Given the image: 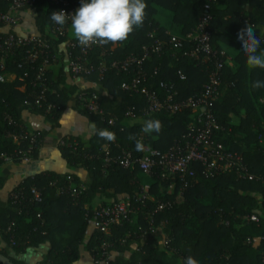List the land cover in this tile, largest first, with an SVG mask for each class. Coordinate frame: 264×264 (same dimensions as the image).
<instances>
[{
    "label": "trees",
    "instance_id": "16d2710c",
    "mask_svg": "<svg viewBox=\"0 0 264 264\" xmlns=\"http://www.w3.org/2000/svg\"><path fill=\"white\" fill-rule=\"evenodd\" d=\"M204 1L145 0L147 15L143 26L135 29L125 42L107 44L106 49L109 52L106 60L137 54L142 45L150 43L147 34L152 29H155L156 36L164 40H167L166 30L178 36L185 35L196 25ZM245 4L254 7L252 13L245 14ZM45 7L48 9L45 10ZM31 9L35 13V35L45 36L55 50L59 46L61 59H64V47L61 43L69 36L52 40L44 32L50 23L53 8L48 6L47 0H37ZM0 10H7L4 3H0ZM211 12L213 44L221 47L218 43H225L234 48L239 56L235 60V64L239 63L238 67L225 66L222 94L214 105L215 116L225 129L221 142L227 149L241 153L247 171L253 178L237 179L234 172L220 174L212 179L198 176L192 186L180 190L176 183L173 192L167 194L160 192L159 186H167L168 182L160 180L156 171L147 176L137 168L122 169L114 162L104 165L99 151L106 140L94 134L88 146L77 141L79 144L74 148H58L69 166L82 168L89 174L90 181L86 185V192L77 203L66 194H57L55 186L50 185L54 180L57 181L56 185L62 184L66 178V175L53 171L25 177L14 188L22 187L27 191L36 186L42 191L43 200L32 205L26 214L18 215L19 207L12 204L9 197L6 200L0 197V241L3 245L8 246L14 255H23L28 249L49 244L45 256L35 263L15 258L11 252L1 248L0 253L8 257L12 264H76L81 257V249L92 256L93 246L103 243L110 245L109 264H184L188 256L194 257L199 264H264V250L260 240L264 234V87L252 88L253 82H264V69H250L247 66L246 56L240 48L241 42L237 39L239 30L250 23L261 39L260 51H264V0H218ZM158 13L167 16V26L156 23L154 17ZM93 56L98 57L99 50ZM21 57L19 52L8 56L6 71L14 73L16 78L0 83V153L9 155L14 162L23 160L24 152L29 146L28 138L19 139L20 135L27 132L22 119L23 112L29 110L34 114L46 115L56 125L67 103L73 100L75 93L82 91L65 80L64 71L60 72L56 81L49 72L51 92L48 93V98L59 103L62 109L45 114L43 108L26 104L25 102L32 100L29 97L28 84L24 91L19 89L22 82L18 77L22 70L17 68V63ZM206 65L186 57L174 60L168 49L164 54L152 56L146 61L145 69L149 75L146 86L159 91L160 82H172L179 98L195 95L208 80ZM178 71L184 74V79L180 78ZM83 78L107 88L109 95L116 101L114 106L108 107L99 94L104 111L118 118L110 127L102 123L98 116L89 115L95 122L96 129H108L115 133L116 140L110 143L112 156H120L122 150L139 155L141 151H136V140L149 148L165 151L185 132L191 115L189 110L176 114L157 113L146 117L137 115L133 122L124 120L127 107L134 106L139 110L144 101L140 95L119 88L124 79L123 75L109 71L100 81L96 73ZM231 114L238 119L233 122ZM149 119H159L162 122L163 127L159 133L146 134L142 131L144 122ZM35 132L40 134V147L44 133ZM130 135L136 139L130 140ZM14 136H18L16 142L13 140ZM37 156L38 150L35 149L30 158L36 159ZM4 163L0 159V167ZM70 175L76 182L79 181L76 174ZM2 183L0 179V188ZM145 184L149 185V193L153 198L137 201L138 190ZM90 192L91 196L100 194L104 199L129 202L137 206L139 212L136 221L112 226L106 233L97 229L91 230L90 221L85 214L87 209L92 208L84 207L85 203L91 206L90 197H87ZM158 202H167V206L154 214V225L160 228L152 231L144 220L143 212L144 209H154ZM251 214H257L259 221L248 220L247 217ZM13 220L16 225L8 231L7 228ZM139 225L146 231L145 240H141L139 236ZM165 236L171 239L168 246L163 245ZM11 239L14 241L13 245H10Z\"/></svg>",
    "mask_w": 264,
    "mask_h": 264
},
{
    "label": "built area",
    "instance_id": "2783aa9c",
    "mask_svg": "<svg viewBox=\"0 0 264 264\" xmlns=\"http://www.w3.org/2000/svg\"><path fill=\"white\" fill-rule=\"evenodd\" d=\"M37 0H0L7 10H0V29L6 28L7 32L0 35V83L9 79L10 73L6 71V59L10 55L19 52L22 57L17 63V68L22 70L18 80L25 86H30L29 97L31 102L26 104L43 108L45 114L61 110V105L55 100L48 98L50 89L49 67L58 64L62 58L59 46L55 50L51 42L41 35L18 34L15 28L21 24L19 11L32 8ZM48 6L53 12L63 10L72 14L80 7L81 0H47ZM218 0H205L202 11L196 25L185 35L178 36L168 30L165 31L167 40L155 35V29L147 34L151 40L149 44L142 45L137 54L131 53L121 59L106 60L108 52L106 45H92L84 47L78 40L68 38L62 42L64 47V59L71 76L86 77L93 74L98 75L100 81L104 75L113 71L116 75H123L119 88L122 91L138 94L142 97L144 104L138 110L134 106L125 109L124 120L130 121L137 115L149 116L157 113L176 114L189 110L190 119L186 125L185 132L173 142L165 151L145 146V150L139 155H134L129 150H122L121 155L116 157L110 154L111 142L106 141L100 149L102 160L116 163L120 168L126 170L139 169L143 174L150 176L154 171L158 173L160 180L168 182L169 185L179 184L180 190L192 186L200 176L204 179H212L220 174L234 172L237 179H252L253 175L248 173L241 153L229 150L221 142V136L225 131L215 116L214 105L221 95L223 71L227 64L228 54L223 48L213 44L211 38V21L213 18L211 9L217 5ZM71 25L69 20L63 27L55 24L50 18L49 33L54 38L67 37ZM187 46L189 48H187ZM170 49L174 60L191 58L206 65L208 80L202 89L195 95L179 98L174 83L160 82L157 91L146 86L149 75L145 69L146 61L152 56H160ZM99 50V56H93ZM181 79L185 76L177 72ZM16 78V76H15ZM28 80V82H27ZM73 102L84 113L90 116H98L102 123L109 127L118 121L117 116L105 112L100 97L95 92L78 91L74 94ZM122 129V128H121ZM38 132H24L19 139H29V146L24 152L23 160H28L33 150L39 149ZM18 140V136H14ZM77 140L64 137L58 142V147H76ZM0 159L5 162L11 161L9 155L0 153ZM54 180L50 183L55 186L57 194H66L77 203L82 194L86 192L87 186L75 181L70 174L66 175L65 182L57 184ZM137 201H145L149 197V185L145 184L138 190ZM9 198L12 204L17 205L18 215L27 213L28 209L43 200L41 189L36 186L25 191L22 187L13 189ZM144 206L145 204L142 203ZM167 206V202H158L154 209L143 212L144 220L149 225V230H159L154 225V214L161 212ZM85 207V206H84ZM86 208V207H85ZM85 214L94 228L104 233L112 226H121L123 223H134L139 208L129 202L109 201L107 203L87 209ZM248 220L257 222V214H251ZM16 222L13 220L8 226L10 231ZM138 230L141 240H145L146 231L139 225ZM264 250V234L260 237ZM171 239L163 238V245L168 246ZM14 241L11 239L10 245ZM109 244H95L92 248V264H109ZM264 262V256L262 258Z\"/></svg>",
    "mask_w": 264,
    "mask_h": 264
},
{
    "label": "crops",
    "instance_id": "0c3cea01",
    "mask_svg": "<svg viewBox=\"0 0 264 264\" xmlns=\"http://www.w3.org/2000/svg\"><path fill=\"white\" fill-rule=\"evenodd\" d=\"M46 8L48 9V7H45V10ZM243 8L245 14L252 13L254 10V7L250 4H245ZM16 14L20 17L21 24L15 28V33L35 35L37 32L34 26V10L30 8L19 11ZM154 18L159 26H167L168 18L166 15L158 13ZM49 25L50 23L47 24L44 30L45 34L47 35L49 33ZM0 31L4 32L6 31V28H1ZM68 36L70 38L74 37L72 34L71 25L68 30ZM228 36L230 35L228 34ZM49 37H51L52 40L55 39L54 36L49 35ZM218 44L221 46L220 48H223L227 51L228 58L226 66H229L230 68H235V66L238 67L239 63L235 64V60H237V57L239 58V56H237V51L225 43L219 42ZM61 71L65 72V80L76 85L79 90L95 92L98 95L100 94L102 98L105 99L104 103L108 107L115 105L116 101L113 96L109 95L107 88L101 87L99 84L83 77L71 76L66 66L65 59H61L58 64H54L49 67L50 75L54 81L57 80ZM14 78L15 74L10 72V77L8 80L11 81ZM19 89L24 91L25 85L21 83V85H19ZM230 117L233 122L238 119V117L233 114H231ZM22 119L27 132L41 131L44 133L43 144L39 147V149H37L38 156L36 159L29 158L28 160H22L20 162L8 161L0 167V179L3 182L0 188V197L3 200H6L9 197L10 192L15 187H17L25 177L32 176L43 171H53L61 175L74 173L78 177L79 182L83 183L84 185H88L90 181L89 174L82 168H73L67 164L58 149V142L64 137H69L79 141L84 146H88L95 134L96 129L95 122L92 120V118L88 114L83 113V111L80 110L71 99L58 117L56 125L48 116L34 114L29 112V110H25L23 112ZM133 121L134 119H132L130 122ZM13 140L16 142L17 138L13 137ZM173 189L174 186L169 184L167 186H159V191L167 194L172 193ZM91 194V192L87 194V197H90L91 206L85 203L84 206L86 208H94L111 201L110 199L102 198L100 194H95L92 196ZM149 197L150 199L153 198L150 193ZM89 228L91 230L95 229L92 223H90ZM1 248H5L11 252L10 248L3 245V243L0 241V249ZM48 249L49 244L45 243L41 244L35 249H28L23 255H14L12 252L11 255H13L15 258H20L25 262L35 263L45 256ZM91 260V254L81 249V257L76 264H92Z\"/></svg>",
    "mask_w": 264,
    "mask_h": 264
},
{
    "label": "clouds",
    "instance_id": "9594fccd",
    "mask_svg": "<svg viewBox=\"0 0 264 264\" xmlns=\"http://www.w3.org/2000/svg\"><path fill=\"white\" fill-rule=\"evenodd\" d=\"M145 0H81L80 7L74 13L63 10L52 12L51 20L63 27L71 21L73 36L84 47L123 43L135 29L143 26L147 12ZM241 42L240 48L246 56V64L250 69H264V52L260 51L261 39L256 28L248 23L237 33ZM259 53V54H258ZM264 87V82L255 81L253 89ZM159 119H149L143 124L142 131L146 134L159 133L162 130ZM95 134L108 142H115L116 135L108 129H95ZM130 140L135 136L130 135ZM136 151H144V144L136 140ZM184 264H199L194 257L188 256Z\"/></svg>",
    "mask_w": 264,
    "mask_h": 264
},
{
    "label": "water",
    "instance_id": "95a60500",
    "mask_svg": "<svg viewBox=\"0 0 264 264\" xmlns=\"http://www.w3.org/2000/svg\"><path fill=\"white\" fill-rule=\"evenodd\" d=\"M0 264H12L8 257L0 253Z\"/></svg>",
    "mask_w": 264,
    "mask_h": 264
}]
</instances>
